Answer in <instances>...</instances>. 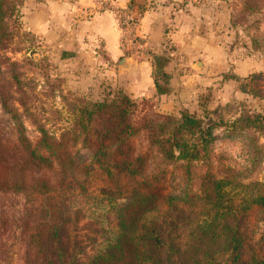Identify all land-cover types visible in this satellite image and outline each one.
I'll use <instances>...</instances> for the list:
<instances>
[{
	"label": "rangeland",
	"instance_id": "obj_1",
	"mask_svg": "<svg viewBox=\"0 0 264 264\" xmlns=\"http://www.w3.org/2000/svg\"><path fill=\"white\" fill-rule=\"evenodd\" d=\"M101 12H112L118 20L126 59L117 61L120 71L128 70L132 59L150 58L151 81L141 84V91L135 80L124 81L132 89L119 84L108 72L102 46L91 44L98 38L91 28L93 20ZM146 13L160 21L153 49L138 34ZM82 29L87 32L80 34ZM191 40L196 41L192 52L184 48ZM68 51L73 54H64ZM155 56L160 57L158 69L165 79L154 65ZM154 75L166 91H157ZM0 91L13 105L12 112L0 106V133H16L12 113L32 137L96 133L97 121L83 119L81 107L118 94L138 104L134 122L157 120L158 113L174 117L186 113L198 118L203 128L216 121L214 139L200 160L192 162V190L198 191L200 177L209 172L234 180H264V138L245 127L244 120L236 123L240 115L264 112V0H4ZM82 121L84 125H78ZM140 133L148 132L142 128ZM151 156L146 172L165 170L166 189L178 187L182 182L173 177L179 172L175 164ZM24 208L22 195L0 194L1 245L10 264H24L26 236L19 224ZM101 209L94 205L76 218L79 254L92 255L105 242L99 235H104L111 215ZM252 236L264 243V218Z\"/></svg>",
	"mask_w": 264,
	"mask_h": 264
},
{
	"label": "trees",
	"instance_id": "obj_2",
	"mask_svg": "<svg viewBox=\"0 0 264 264\" xmlns=\"http://www.w3.org/2000/svg\"><path fill=\"white\" fill-rule=\"evenodd\" d=\"M154 58L160 78H167ZM153 81L158 92L166 91L159 77ZM11 103L0 91V106L12 112ZM89 105L80 111L97 121L96 133L32 137L13 113L16 133H0V194L24 198V264H264V243L252 236L264 218V180L209 172L192 190V162L214 139L216 121L203 128L189 114L158 113L157 120L134 122L138 104L124 94ZM242 120L264 138V112L240 115L236 123ZM150 156L174 163L179 172L173 177L182 183L167 190L165 170L146 172ZM94 205L111 216L99 235L102 247L84 256L75 249L76 218ZM2 236L0 264H10Z\"/></svg>",
	"mask_w": 264,
	"mask_h": 264
},
{
	"label": "crops",
	"instance_id": "obj_3",
	"mask_svg": "<svg viewBox=\"0 0 264 264\" xmlns=\"http://www.w3.org/2000/svg\"><path fill=\"white\" fill-rule=\"evenodd\" d=\"M93 28L95 33L98 34L96 41L91 39L93 43L99 44L102 46L104 53L108 56V72L114 76V79L119 82V84H126L125 80H135L137 89L141 91V84L149 83L151 81V71L152 65L149 57H140L138 59H132L130 68L128 70L120 71L117 68V61L124 56L123 49L120 45V27L118 24L117 17L112 12H101L93 20ZM160 21L156 16H152L146 13L140 25V31L138 34L144 39L146 44L155 48L156 37L159 32ZM90 29V28H87ZM87 29L80 32V34L86 33ZM192 43V44H191ZM188 48L192 52L196 47V41L191 40L190 43L184 48ZM82 49H85V45L81 46ZM66 55H72L69 51L64 53ZM123 81V82H122ZM131 83V82H130ZM132 83V84H134ZM124 88H133L131 84L123 85Z\"/></svg>",
	"mask_w": 264,
	"mask_h": 264
},
{
	"label": "water",
	"instance_id": "obj_4",
	"mask_svg": "<svg viewBox=\"0 0 264 264\" xmlns=\"http://www.w3.org/2000/svg\"><path fill=\"white\" fill-rule=\"evenodd\" d=\"M120 62H121V63H124V62H126V59H125V58H122V59L120 60Z\"/></svg>",
	"mask_w": 264,
	"mask_h": 264
}]
</instances>
